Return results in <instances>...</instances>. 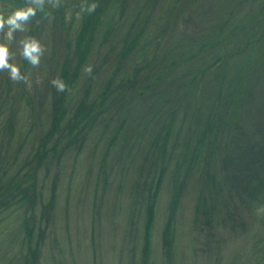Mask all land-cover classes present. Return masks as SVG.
<instances>
[{
    "label": "rangeland",
    "instance_id": "374dc122",
    "mask_svg": "<svg viewBox=\"0 0 264 264\" xmlns=\"http://www.w3.org/2000/svg\"><path fill=\"white\" fill-rule=\"evenodd\" d=\"M155 2L158 3L153 14L160 16L168 0ZM23 4L24 0H0V10L7 12ZM78 4L79 0H63L60 8L50 10V19L38 13L27 32L16 34L17 40L30 35L46 47L40 68L32 69L20 57L16 43L10 44L14 54L10 62L17 64L22 73H31L30 87L16 84L7 72H0V109H3L0 158L11 165L4 166V170L0 168V186L15 176L23 178L21 186L30 198L15 201L10 208L0 211V264H264V212L250 215L248 207L237 198H232L228 205L222 203L223 199L218 200V209L206 204V209L197 212V199L204 188L205 161L191 170L178 197L168 236L169 250L164 232L174 207V181L175 177L185 180L186 167H189L187 164L178 171L176 155L165 163L155 202V218L151 230H146L147 205L154 199L150 193L152 179L160 173L154 169L159 168V155L154 152L150 133H138L142 124L135 113L136 107L128 105L131 112L128 106L126 110L119 108L118 119L113 117L116 113L113 110L100 114L101 100L94 95L105 85L103 56L108 51V44L99 48L101 39L96 38L90 56L98 63L101 74L94 79L97 63L87 61L84 66H93L91 76L82 71L83 66L78 81L66 96L68 114L54 120L56 103L52 101L54 91L50 81L57 76L52 72L59 73L68 55L69 59L74 58L77 38L88 16L76 18ZM206 11L197 13L206 16ZM56 14L62 18L63 31L55 25ZM127 15L134 16L133 12ZM103 26L104 22L98 32ZM87 82H93L90 103L95 100V104L88 103L87 107L93 108L92 120L96 122H85L75 131V137L68 136L73 140L72 145L66 146L69 139L64 138L52 150L59 136L54 128H66L75 117L77 99L81 98ZM261 90L264 92L262 84ZM113 105L106 108L111 109ZM120 115L130 120L125 123ZM46 135H49L46 150L34 160ZM174 140L175 136L168 143V150ZM4 161L0 160V166ZM218 166L221 171V165ZM33 167L36 172L31 174ZM29 174L31 179L27 180ZM8 179L11 180L8 182Z\"/></svg>",
    "mask_w": 264,
    "mask_h": 264
},
{
    "label": "trees",
    "instance_id": "16d2710c",
    "mask_svg": "<svg viewBox=\"0 0 264 264\" xmlns=\"http://www.w3.org/2000/svg\"><path fill=\"white\" fill-rule=\"evenodd\" d=\"M155 1L97 0L99 7L87 16L77 38L73 58L76 64L72 65L73 59L68 55L59 73H52L72 88L84 64L89 60L93 65L97 63L90 57L96 38L101 39L100 49L108 44L103 56L105 85L94 95L101 100L100 114L113 110L116 117L120 114L119 108L136 107L135 113L142 124L138 133H150L154 152L159 155H156L159 168L154 169L160 173L152 179L150 193L154 199L147 205L146 230H151L155 218V202L165 163L176 155L178 171L189 165L186 179L175 177L174 181V207L164 232L169 250L168 236L178 197L199 162L205 161V167L197 212L207 207L206 204L218 209V200L223 199L222 203L228 205L232 198L246 205L250 215L256 216L257 209L264 206V92L261 90V84L264 86V0H168L161 5L160 16L153 14L158 3ZM245 6L249 9H244ZM201 10H207L206 16L197 13ZM131 12L133 17L127 15ZM54 20L57 29L63 31L62 18L56 14ZM103 22L105 26L98 32ZM99 71L98 68L93 72L94 79L101 74ZM92 86L93 82L84 86L81 98L77 99L76 115L66 128H54L59 136L52 150L64 138L75 137V131L85 122H96L92 120L93 108L87 107L88 103L95 104V100L90 103ZM53 91L54 120H61L68 114L65 100L69 91L60 93L54 87ZM136 98L139 102H135ZM111 104L113 108L107 109ZM1 116L3 109H0ZM122 120L126 123L130 117ZM48 136L41 140L34 160L45 152ZM173 136L174 144L168 150ZM68 139L66 146L73 143L72 138ZM6 165L11 166L5 160L0 168ZM33 169L31 174L36 172ZM23 182V178L15 176L0 186V211L7 210L15 201L30 199L21 186Z\"/></svg>",
    "mask_w": 264,
    "mask_h": 264
},
{
    "label": "clouds",
    "instance_id": "9594fccd",
    "mask_svg": "<svg viewBox=\"0 0 264 264\" xmlns=\"http://www.w3.org/2000/svg\"><path fill=\"white\" fill-rule=\"evenodd\" d=\"M62 4L63 0H24L22 6L12 8L7 12L0 10V72H7L12 82L31 86V73H22L17 64L10 62L14 55L10 50L11 43H16L20 57L32 69L40 68L42 58L47 51L46 47L35 37L25 35L17 40L16 34L27 32L28 25L38 13H42L45 19H50V10L58 9ZM98 7L97 0H79L75 16L81 19L84 15H92ZM82 71L91 76L93 66L85 65ZM50 83L57 92L64 93L71 90L70 86L59 76L53 78ZM257 212H264V206L258 208Z\"/></svg>",
    "mask_w": 264,
    "mask_h": 264
}]
</instances>
